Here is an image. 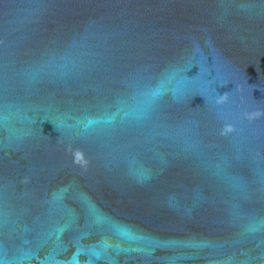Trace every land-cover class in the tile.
<instances>
[{"label": "water", "instance_id": "obj_1", "mask_svg": "<svg viewBox=\"0 0 264 264\" xmlns=\"http://www.w3.org/2000/svg\"><path fill=\"white\" fill-rule=\"evenodd\" d=\"M0 264H264V0H0Z\"/></svg>", "mask_w": 264, "mask_h": 264}, {"label": "clouds", "instance_id": "obj_2", "mask_svg": "<svg viewBox=\"0 0 264 264\" xmlns=\"http://www.w3.org/2000/svg\"><path fill=\"white\" fill-rule=\"evenodd\" d=\"M228 100V96H227V93L219 96V98L217 99L216 103L217 104H224L226 101ZM249 118H252L251 116H249ZM231 126L228 125V126H225L224 128V132H227V131H231ZM224 132H222V134H224ZM67 152L72 156L73 158V163L74 164H85L86 161H85V157H84V153L81 149L79 148H73V146L71 144L68 145L67 147Z\"/></svg>", "mask_w": 264, "mask_h": 264}]
</instances>
